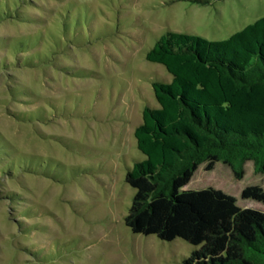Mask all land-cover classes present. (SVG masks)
Instances as JSON below:
<instances>
[{
  "label": "rangeland",
  "instance_id": "obj_1",
  "mask_svg": "<svg viewBox=\"0 0 264 264\" xmlns=\"http://www.w3.org/2000/svg\"><path fill=\"white\" fill-rule=\"evenodd\" d=\"M262 15L264 0H22L17 18L0 17V264H181L195 245L124 223L125 174L143 158L134 128L145 105L158 106L152 82L171 80L145 55L167 30L220 40ZM253 184L264 189L251 160L240 179L216 161L181 189L212 186L264 211L241 196Z\"/></svg>",
  "mask_w": 264,
  "mask_h": 264
},
{
  "label": "trees",
  "instance_id": "obj_2",
  "mask_svg": "<svg viewBox=\"0 0 264 264\" xmlns=\"http://www.w3.org/2000/svg\"><path fill=\"white\" fill-rule=\"evenodd\" d=\"M21 1L5 2L1 19L17 18ZM29 39H19L17 50H28ZM145 57L162 64L171 80L152 82L158 106L145 105L134 128L143 158L125 174L134 190L125 225L195 245L181 264H264V211L241 207L234 195L212 186L181 189L200 164L210 170L223 161L240 179L251 160L264 173V15L220 40L167 30ZM8 148L0 137V156ZM13 158L18 169L44 173L30 158ZM241 196L264 203L257 184Z\"/></svg>",
  "mask_w": 264,
  "mask_h": 264
},
{
  "label": "bare ground",
  "instance_id": "obj_3",
  "mask_svg": "<svg viewBox=\"0 0 264 264\" xmlns=\"http://www.w3.org/2000/svg\"><path fill=\"white\" fill-rule=\"evenodd\" d=\"M210 181V180H209Z\"/></svg>",
  "mask_w": 264,
  "mask_h": 264
}]
</instances>
